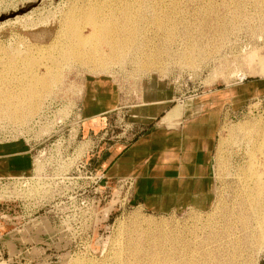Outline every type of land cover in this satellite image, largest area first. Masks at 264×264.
Listing matches in <instances>:
<instances>
[{
    "label": "rangeland",
    "instance_id": "374dc122",
    "mask_svg": "<svg viewBox=\"0 0 264 264\" xmlns=\"http://www.w3.org/2000/svg\"><path fill=\"white\" fill-rule=\"evenodd\" d=\"M107 24L113 38L130 39L122 57L102 40ZM81 35L93 42L80 48ZM94 48L95 59L106 60L103 68L74 54ZM152 59L155 69L145 64ZM89 75L108 77L122 98V109L91 133L81 111ZM147 77L170 85L179 103L204 100L208 90L225 86L238 94L220 115L211 155L214 202L205 211L153 213L129 199V184L98 177L103 171L90 149L104 138L114 143L139 132L125 105L139 101ZM249 80L264 83V0H0V103L9 94L23 109L37 102L24 121L0 110V148L18 151L29 143L40 177L38 185L23 186L9 173L0 176V264H154L132 249L169 246L156 239L163 233L184 236L178 246L188 243L171 264L198 263L205 256L185 252L213 232L221 236L206 244L224 263L264 264V248L248 244L240 225L228 231L226 224L255 156L264 152V91L247 96L242 89ZM33 89L42 90L36 100ZM86 139L92 146L80 154ZM235 244L241 250L229 257Z\"/></svg>",
    "mask_w": 264,
    "mask_h": 264
},
{
    "label": "crops",
    "instance_id": "0c3cea01",
    "mask_svg": "<svg viewBox=\"0 0 264 264\" xmlns=\"http://www.w3.org/2000/svg\"><path fill=\"white\" fill-rule=\"evenodd\" d=\"M262 84L249 80L242 90L249 96L256 89L264 91ZM138 92L139 101L125 105V115L140 127L139 132L114 143L102 139L90 149L91 158L99 157L98 169L112 180L132 178L129 199L139 208L158 214L190 208L207 210L214 202L211 155L219 136L220 115L224 108L234 105L237 92L227 86L214 88L208 90L204 100L179 103L170 85L152 77L144 79ZM121 103L113 81L89 75L84 81L81 107L82 123L88 132L122 109ZM27 146L26 142L23 149L9 152L0 148V176L32 171V147Z\"/></svg>",
    "mask_w": 264,
    "mask_h": 264
},
{
    "label": "bare ground",
    "instance_id": "6f19581e",
    "mask_svg": "<svg viewBox=\"0 0 264 264\" xmlns=\"http://www.w3.org/2000/svg\"><path fill=\"white\" fill-rule=\"evenodd\" d=\"M95 24H98V23H95ZM95 24H94V28H95ZM127 26H126V28H127ZM98 27H99V25H98ZM110 32H111L110 24H107L102 29V33H101L102 40L111 46L113 56L116 57L118 55V57H122L124 51H127L126 47L130 46V44H131V42L129 43L130 39H127L125 37H123V38L119 37L117 39L113 38L112 37L113 34L110 35ZM112 32H114V31H112ZM123 33H125V32H123ZM95 35H97V34H95ZM95 35H93V39H94ZM127 35H129V34H126V36ZM122 36H125V35L123 34ZM76 39H78V43H79L78 46H80V48H82V46L85 43L89 42V40H92L89 37H85L82 35L77 36ZM132 39H133V36H132ZM91 42H93V40ZM128 43H129V45H128ZM74 51H76L74 53V54H76L75 56L82 59V61L85 63L93 62L94 64H96L95 67H100V68H103L104 67L103 65L106 64V60L104 58L103 59L102 58L101 59L100 58L95 59V58H97L96 57L97 55L94 56V54H96L98 52L96 48L93 49V52H85V50H79V49H75ZM152 60L145 61V64L147 67H151V69H155L154 67H156V62L154 61V59H152ZM37 77H38V75H37ZM238 77H239V75H238ZM245 78H247V77H244L243 79H245ZM45 79H46V77H45ZM36 80L39 81L37 78H36ZM26 83H28V82H26ZM31 84L35 85V84H33V82H31ZM47 85L48 84H44V87H43L44 90L48 89ZM39 86H41V85H39ZM37 87H38V85H37ZM41 92H42V90L39 91V90L33 89L31 92V98H34V100H36V98H39L41 96L40 95ZM21 102L22 101H20L19 99L16 100V97H14L12 94H9L8 97H5L4 102L0 103V107H1L0 110L2 113L7 112L16 121L17 120L24 121V119H26V117L28 115H30V113L32 111L35 110L37 102L32 103V104L30 103V105L24 109L22 108V105H20ZM247 129L250 130V127H248ZM247 129L246 128L244 129L242 126L240 127V130H247ZM248 136H249V138H252L250 133L248 134ZM263 141H264V137H263ZM263 141H261V142L263 143ZM222 142H224V138H222ZM91 146H92L91 140L86 139L85 141H83L81 146L79 147L80 151H83V152H80V154H83L84 152H86V150L91 148ZM260 156H261L260 158L258 156L257 157L255 156V160L252 163V167H250L251 168L250 175H249L250 182L247 185H245L246 183L243 184V187L241 189V192H242L241 200H240L239 204L237 205L236 209L234 208L233 211H230V213H228L229 216L227 217L226 224L228 226L227 227L228 231H230V230L233 231V229H235V227L240 225L241 228L243 229L244 233L247 236V238H245L246 242L250 245H253V246H260V248L262 247V249H263L264 248V152H261ZM41 165H42V163L38 162L37 168L39 169L41 167ZM36 189L39 190L40 187H38ZM252 222L253 223L255 222V224H257V225H253ZM217 236H221L220 233L213 232L212 236H210L209 238L207 237V239L204 240L205 243H202V245L197 246V247H195V246L189 247L188 246L187 252H190V253L185 252L187 255L196 256V257L197 256L198 257L205 256L198 263H195L194 261L191 262V261L185 260L186 262L182 263V261H181V263H179V264H202L205 262L206 263L209 262L210 264H226V263H224L222 258H219V256L221 257V254L219 256L213 254L211 252L213 249H211V248L209 249L208 245L206 244L207 241H214L217 238ZM211 238L213 240H211ZM156 239H158V240H162V239L170 240L172 243L169 244V246H167V245L164 246L162 244H159V242L158 243L155 242L156 247L152 250H148L147 248H145V247L143 248L140 246L135 247L132 250L135 251L136 252L135 254L139 255V256L143 255V254L149 255V258L151 259V261H154V264H171L175 260L174 256L179 257V255L182 254V248L188 244V243H186L184 245V243H183L184 246L183 245L178 246L177 243L179 241L184 242L185 237L181 236V235H176V234H173V235L170 234L169 235V234L163 233V234L158 235L156 237ZM231 249H233L234 252L232 251L233 253L229 257H231V256L234 257L236 255V253L241 250V246L236 245V244L231 245ZM236 256H238V255H236ZM183 257L184 256H182L179 259L184 260ZM140 258H142V256H140ZM226 259H224V260H226ZM230 259H229V261H230ZM232 259H234V258H232ZM236 260L237 259H235L234 261H236ZM138 264H146V263H138Z\"/></svg>",
    "mask_w": 264,
    "mask_h": 264
},
{
    "label": "built area",
    "instance_id": "2783aa9c",
    "mask_svg": "<svg viewBox=\"0 0 264 264\" xmlns=\"http://www.w3.org/2000/svg\"><path fill=\"white\" fill-rule=\"evenodd\" d=\"M35 161H36V159H34V166H35ZM88 164L90 166V163H88ZM34 166H33V169H32L33 175H31V176L30 175L23 174V175H20V176H13V177H9V178H18V179L24 180L23 186H30V185L35 186V183L38 185L39 184L40 177L37 176V175H35V169H36V167H34ZM99 172H101V171H99ZM89 173H93V170L90 169V172ZM98 177L101 178V179H105L106 178L104 172H101V174L98 175ZM0 179H2V178L0 177ZM117 181L120 182V183L124 182L125 184H129V185L133 182L132 178H130V177L129 178H126V177L119 178Z\"/></svg>",
    "mask_w": 264,
    "mask_h": 264
}]
</instances>
